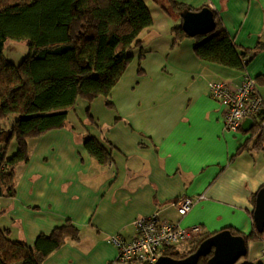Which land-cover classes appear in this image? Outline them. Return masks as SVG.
<instances>
[{
	"label": "crops",
	"instance_id": "1",
	"mask_svg": "<svg viewBox=\"0 0 264 264\" xmlns=\"http://www.w3.org/2000/svg\"><path fill=\"white\" fill-rule=\"evenodd\" d=\"M195 10L211 8L240 50H252L246 70L202 60L196 38L175 45L182 18L148 1L153 25L112 89L92 102L79 99L66 127L30 139V158L17 167L13 196L0 197V226L33 246L71 223L79 239L42 264H112L118 249L110 238L130 240L134 221L159 213L203 233L224 229L250 234L254 196L264 186V120L247 116L237 131L225 127L224 105L210 85L257 79L264 100V0H177ZM89 110V113H88ZM94 137L110 154L100 163L86 149ZM204 198L185 216L180 198ZM264 237L248 243L236 264L263 263Z\"/></svg>",
	"mask_w": 264,
	"mask_h": 264
},
{
	"label": "trees",
	"instance_id": "2",
	"mask_svg": "<svg viewBox=\"0 0 264 264\" xmlns=\"http://www.w3.org/2000/svg\"><path fill=\"white\" fill-rule=\"evenodd\" d=\"M148 1L0 0V121L16 116L9 128L0 127V145L7 143L0 146V197L14 195L17 167L30 158V139L66 127L69 112L81 98L92 102L104 96L111 105L108 98L131 62L133 49L141 45V33L154 23ZM152 1L173 19L197 11L177 0ZM214 17L215 30L194 37L196 54L202 60L246 70L252 50H240L215 12ZM174 32L175 45L190 37L182 25ZM10 39L29 42V53L20 64L5 55ZM258 115L263 121L264 111ZM258 139L255 146H264L263 132ZM13 140L17 151L7 157ZM85 146L100 163L109 159L96 138H88ZM233 233L242 235L247 245L264 237L255 224L250 234ZM10 234L0 226V264H42L68 239H79V230L71 223L51 235H39L33 246ZM211 235L203 233L191 247L169 249L165 254L185 258ZM210 257H201L198 264H209Z\"/></svg>",
	"mask_w": 264,
	"mask_h": 264
},
{
	"label": "built area",
	"instance_id": "3",
	"mask_svg": "<svg viewBox=\"0 0 264 264\" xmlns=\"http://www.w3.org/2000/svg\"><path fill=\"white\" fill-rule=\"evenodd\" d=\"M210 93L224 105V123L230 131H237L247 116L264 111V100L258 91V82L250 75H246L237 86L224 81L213 82ZM203 198L204 195L197 198L183 197L175 206L179 214L185 216ZM134 227L135 233L130 240L119 234L110 238V242L118 249L112 264H154L169 249L191 247L204 232L201 225L183 227L161 217L159 213L137 218ZM262 258L264 259V248Z\"/></svg>",
	"mask_w": 264,
	"mask_h": 264
},
{
	"label": "water",
	"instance_id": "4",
	"mask_svg": "<svg viewBox=\"0 0 264 264\" xmlns=\"http://www.w3.org/2000/svg\"><path fill=\"white\" fill-rule=\"evenodd\" d=\"M182 28L190 36L208 34L216 28L214 11L204 7L197 11H186L182 15ZM254 224L259 232H264V186L257 192L253 210ZM248 253V245L242 235L224 229L206 238L196 251L185 258L161 256L154 264H198L201 257L211 255L209 264H236Z\"/></svg>",
	"mask_w": 264,
	"mask_h": 264
},
{
	"label": "rangeland",
	"instance_id": "5",
	"mask_svg": "<svg viewBox=\"0 0 264 264\" xmlns=\"http://www.w3.org/2000/svg\"><path fill=\"white\" fill-rule=\"evenodd\" d=\"M29 53V42L27 40H7L5 43V55L8 60L15 64H20ZM16 116H11L9 119L0 121V127L9 128ZM3 146H7V143H2ZM2 144L0 146H2ZM16 140H13L8 145L7 157L12 156L17 151Z\"/></svg>",
	"mask_w": 264,
	"mask_h": 264
}]
</instances>
